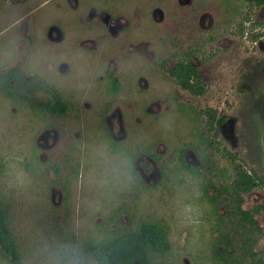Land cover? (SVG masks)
<instances>
[{
	"label": "rangeland",
	"instance_id": "obj_1",
	"mask_svg": "<svg viewBox=\"0 0 264 264\" xmlns=\"http://www.w3.org/2000/svg\"><path fill=\"white\" fill-rule=\"evenodd\" d=\"M249 3L0 0V42L15 36L25 50L44 51L50 75L32 80L55 88L68 105L66 117H41L0 91V172L5 159L17 157L34 177L27 196L0 191L12 204L19 250L36 229L75 235L88 245L146 220L159 223L171 244L153 264H218L214 208L201 187L220 188L222 174L235 165L264 176V37L245 38L249 29L264 34V8L246 21ZM104 14L117 23L115 32ZM180 60L199 71L205 95H190L170 77ZM10 75L0 77V88L25 93L32 80L9 83ZM30 97L53 104L42 90ZM210 111L223 119L214 130L206 125ZM102 141L131 152L139 175L133 191L97 208L82 186L78 145ZM181 155L185 165L199 168L196 174L183 168ZM243 198L263 232L256 249H263L264 181ZM0 264H7L1 256Z\"/></svg>",
	"mask_w": 264,
	"mask_h": 264
},
{
	"label": "trees",
	"instance_id": "obj_2",
	"mask_svg": "<svg viewBox=\"0 0 264 264\" xmlns=\"http://www.w3.org/2000/svg\"><path fill=\"white\" fill-rule=\"evenodd\" d=\"M256 8H264V0H250L246 21L250 20V14ZM254 24L256 26L260 23ZM241 35L244 33L242 32ZM263 37V33H257L254 29H249L245 36L250 43H256ZM168 74L182 90L192 96H202L207 92L199 71L188 60L176 62L168 70ZM14 78L10 75L9 83H14ZM113 84L116 85L115 80H113ZM39 90L51 93L52 105L36 102L30 97L34 91ZM0 91H3L5 97L15 103H26L35 114L41 117L45 115L66 117L67 115V102L55 88L49 85L43 86L32 80L30 83H26L25 93L18 94L10 88H0ZM208 115L210 122L206 125L210 130H214L215 126L223 123V119L217 118L214 111H210ZM201 137L205 139L203 135ZM180 157L185 170L194 174L198 172L199 168L185 165L182 155ZM222 177H224L225 183L220 184L218 189L211 184L201 187L203 197L212 203L214 208L215 230L218 237L212 241L213 260L218 264H246L247 262L249 264H264V248L256 249L263 237V232L252 214L243 208L244 195L261 187L264 176L254 170L248 171L240 165H235L232 166L229 175L226 171ZM227 179L229 180L227 181ZM210 188L215 190L211 197L208 196ZM11 205V203L6 204L0 198V256L7 264H17L20 250L11 227ZM220 207L224 209L222 215L217 211ZM97 242L99 243L101 264H153V259L166 255L171 249L165 229L157 222L146 220H141L134 228L119 231L117 234L114 233ZM93 243L85 245L89 251L96 252L97 249L93 247Z\"/></svg>",
	"mask_w": 264,
	"mask_h": 264
},
{
	"label": "clouds",
	"instance_id": "obj_3",
	"mask_svg": "<svg viewBox=\"0 0 264 264\" xmlns=\"http://www.w3.org/2000/svg\"><path fill=\"white\" fill-rule=\"evenodd\" d=\"M50 59L42 50H25L18 37L0 42V77L9 73L16 79H46L50 75ZM166 130H171L165 122ZM83 160V188L91 194L97 208L114 203L134 190L138 173L133 154L127 149H114L106 141L78 145ZM23 158L5 159L0 172V191L13 198L27 196L33 185V174L23 167ZM188 209H186L187 211ZM96 252L89 251L75 235L47 233L36 229L26 234V242L18 253L17 264H101L99 243Z\"/></svg>",
	"mask_w": 264,
	"mask_h": 264
},
{
	"label": "flooded vegetation",
	"instance_id": "obj_4",
	"mask_svg": "<svg viewBox=\"0 0 264 264\" xmlns=\"http://www.w3.org/2000/svg\"><path fill=\"white\" fill-rule=\"evenodd\" d=\"M93 14H91L90 15V17L92 18L93 16H92ZM109 21H110V19L109 18H107V16H105V14H104V17H103V22L106 24V25H108V30L110 31V33H113V31L115 32V30H114V28H116V25H117V23H109ZM49 35H52V33H50ZM57 35V39L59 40V34H56ZM112 80H115L116 81V79H114L113 77L111 78ZM116 83H117V81H116ZM62 97V96H61ZM63 98V97H62Z\"/></svg>",
	"mask_w": 264,
	"mask_h": 264
}]
</instances>
